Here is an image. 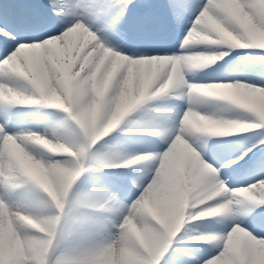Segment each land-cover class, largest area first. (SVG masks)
<instances>
[{"label":"clouds","instance_id":"9594fccd","mask_svg":"<svg viewBox=\"0 0 264 264\" xmlns=\"http://www.w3.org/2000/svg\"><path fill=\"white\" fill-rule=\"evenodd\" d=\"M241 3L243 4V11L240 16L234 17L225 14L223 22L228 29L240 37L241 43L237 48L264 49V10L254 11L249 7L247 0H241ZM49 4L52 6L51 2ZM261 8L264 9V5ZM52 11L53 15H56V10L53 9ZM58 19L62 23L64 22L59 17ZM78 23L83 22L75 20L69 23L64 32ZM249 24H257L259 26V38L256 42H249L247 39L245 29ZM189 31L193 30L190 29ZM205 31L206 28L201 22L193 33ZM49 39L51 37H45L44 41H33L32 44H44ZM19 47L20 45L18 44L16 49H13L3 61H0V64L8 60ZM99 54L97 53V56ZM123 55L127 56L128 54L123 53ZM173 55L153 54L149 56V60L152 57H157L167 62L158 65L163 68L161 80L164 88H167L173 82L174 77L186 75L193 69L211 64L213 60L220 59L227 53L223 51L196 52L189 53L186 56H176L175 59L172 58ZM213 86L235 89L240 95L255 94L264 99V87L249 83L235 81L218 83ZM28 90L31 91L30 89ZM0 95H3V93H0ZM17 99L20 103H27L26 100ZM82 110L88 111V108L85 107ZM79 112L80 110L72 109L71 115L68 112L64 113L81 130L82 138L69 139L66 134H49L47 129H45L44 131L22 130L17 133L5 134L3 139L0 140V155H6L14 160L19 171L29 183L42 188L43 192L47 194L46 198L41 199L36 205L10 207L12 216L9 220L11 233L8 243L10 245L14 244L17 254L21 256L31 257L44 244L51 243V241L45 239L46 236H57L58 213L62 208L65 210L69 191L79 175L78 170L83 165L97 164L92 158L83 155V146L97 134L100 137L107 135L123 121L121 113L118 109L114 110L111 101H106L99 120L90 118L87 125L81 120ZM250 114L254 116L252 113ZM203 119L198 112H193L190 108H187L173 129L169 146L164 151L166 153L169 149L182 148L188 161L189 174L193 179H198L200 182L199 191L204 196L211 193L215 197L209 200L208 203L201 205V207L191 210L193 221L199 220L201 217L211 218L218 215L228 217L230 227L223 241L226 245L239 242L247 244L253 251L262 250L264 249V239L255 238L243 223L232 220V216L244 203L255 202L257 205L264 204V177L254 179L247 186L230 188L226 179L221 178L220 168L204 159L202 153L207 151V145L213 137H224L234 133H244L248 129L261 128L264 126V115L257 119L256 122H249L247 117H243L226 122L212 121V126L202 123ZM201 146L203 151H201ZM145 155L126 159L125 163L133 164L141 160ZM55 157L63 158L57 159ZM159 166L158 162L157 168ZM221 167H223L222 163ZM151 183L152 181H150ZM134 205L136 206L135 211H133ZM229 206L231 210L227 211L226 209ZM180 212L181 207L179 205L174 209L167 204L161 205L158 213L160 221H163V224H161L144 211L143 202L139 196L129 206L128 213L115 226L116 230L111 233V238L105 242V246L116 252L130 250L143 257V260L138 261L137 264H149L150 256L157 244L166 239L168 234L175 229L176 220ZM164 225H167V231ZM185 227L186 225L179 232H176L172 239ZM187 236L192 241L214 246L221 242V239L217 238H222L224 234L207 230L189 233ZM3 245V228L0 227V252H3ZM63 253L56 256L55 259H49L48 264H62L60 257ZM104 259L106 260V258ZM0 264H17V262L5 255L0 257ZM20 264H34V262L25 260L21 261ZM94 264H103V262L98 259ZM112 264H126V262H122L120 256L117 255ZM205 264H210V262H205Z\"/></svg>","mask_w":264,"mask_h":264},{"label":"bare ground","instance_id":"6f19581e","mask_svg":"<svg viewBox=\"0 0 264 264\" xmlns=\"http://www.w3.org/2000/svg\"><path fill=\"white\" fill-rule=\"evenodd\" d=\"M135 4V2H132ZM33 11L35 9L32 8ZM241 8H235L233 11V14L231 16L238 17L240 16ZM36 12V11H35ZM113 16L118 15L116 13V9L113 10L112 13ZM40 17L45 21V25L43 28V31H45L47 28L51 31L56 30L59 28L58 25L53 26L51 28V20L57 19L56 16H53L52 14H41ZM170 20L175 21V16L173 14L170 15ZM126 19L123 18L119 21L118 24H116V29H121L125 26ZM98 27V25H97ZM127 28V27H126ZM130 34L134 37V39L138 38L142 34V26L137 27H128ZM95 28L91 29L88 27V25L84 23H78L73 28L68 29L66 32H61L58 35L51 36V39L47 40L44 44H32L31 48H25L20 46L16 52L12 54L11 57L8 58H14L15 64L13 67L9 66L7 63L8 60L4 61L3 64H0V69H7V71L0 70V93H3V95H0V114H8L7 120H1V125L8 126L13 123V127L9 130H11L9 134L17 133L22 130L27 131H39L38 129V123L44 122L45 127L40 128L41 131H44L47 129L49 134L55 133V134H65L66 129L63 126L59 125L60 122L57 119L56 114L60 115L61 111L63 110V104L65 103V106L67 104L69 105H75V109L80 110V118L84 122V124H88L89 119L94 116L95 110L92 106L95 101L90 100L91 93L89 91L86 84V80H92L94 77L93 72H95V69H92L89 67V65H93L95 62H99L102 64H98L99 66L105 67L107 70L103 71L107 74L105 77H99V83H101L102 87L105 88L108 87V96L111 95L112 97L110 100L113 103V107L119 106V112L121 113L124 109V107L127 106V104L130 106H133L134 104H138L140 101L139 99H142L144 95L153 94L152 96H149L147 100L148 103H146L143 106H140L137 108V110L132 114L130 117H128L124 123V127L135 126V125H142L143 127H149L151 126V123H155V120L159 115H161V105H163L164 101V93L160 90H162V86L159 85L160 81L155 80L158 77H162L163 75V68L159 67L158 65L161 63H167L166 61L161 60L157 57H152L151 60H149V56L146 57H133L130 55H123L128 54L116 45V43L112 40V47L111 49H107L102 42V39L100 37L99 32H95ZM230 33H227V35H223L221 41L224 43H231L234 42L236 44L241 43L240 38L235 40V37ZM223 34V33H222ZM247 34V39H252L253 42L258 41V36H254L251 34ZM158 41V40H157ZM27 46L28 44H22ZM120 50V51H118ZM97 53H100L99 56H97ZM102 59V60H101ZM135 61V62H134ZM78 62L83 63L80 65ZM89 64V65H88ZM215 64V60L211 62V64H207L208 68H210L211 65ZM75 66H85L89 68L88 74L85 75L84 78L78 79L79 72L76 71ZM124 69L125 71L129 72V69H131V78L133 81H138L139 89H131V86L127 84V82L122 86L120 84L119 87V81L122 78L123 74H119L118 71ZM126 76H129L127 74ZM244 76L248 77L247 81L249 82H255L258 84H263V75H259V70L254 69L252 74L250 76L247 75V73L244 72ZM15 77H19L20 79H16ZM11 79V80H10ZM10 82H6L9 81ZM105 80L106 82L103 83L102 81ZM21 81L26 82L21 83ZM78 81V83H76ZM161 87V88H160ZM30 89L31 91H29ZM213 91H216L217 88H213ZM221 88H218V91H220ZM234 91H229L225 95L230 96L233 99L239 100L242 103L247 101L248 105H252L258 112H260L261 116L264 115V107H262L255 97H251L255 94H245L240 95L237 93V90L233 89ZM35 93V95H33ZM127 93L129 96L124 97V94ZM98 95V94H96ZM100 95V94H99ZM258 96V95H255ZM259 97V96H258ZM20 100H26L27 103H20L18 101ZM228 101V100H227ZM228 104V112H225L223 114H236L235 119H240L242 116L251 115L250 113H247L248 110L240 109L237 110L236 108H232L229 101ZM85 107L88 108V111H84ZM83 111V113H82ZM247 111V112H245ZM67 112V111H66ZM174 112V111H173ZM223 110L221 111V113ZM69 113V112H68ZM82 113V115H81ZM165 119L167 122L173 123L172 118V110H165ZM263 113V114H262ZM10 114V116H9ZM26 115H29L26 117ZM71 115V113H69ZM94 119V118H91ZM23 123H22V122ZM72 126H74V130L78 129V126L75 125L73 121L69 118L67 120ZM17 125V124H21ZM17 125V126H16ZM20 127V128H18ZM1 128V126H0ZM255 132L254 129H248L244 133H235L238 138L242 139L240 143H237L239 147L238 151L245 147L249 141L253 140V133ZM118 133V131H117ZM74 138V137H73ZM107 143V144H105ZM105 143L101 144L97 143V151L102 156H108L110 158H115L118 153H122V156H125L126 154H129L130 148H133L136 144V142H121L118 140H108ZM109 146V148H108ZM104 147H107L108 150L104 152ZM237 146L235 144L232 146V149H235ZM264 147V145L261 147V149ZM96 151V152H97ZM260 149L255 150L252 154L256 155V158L252 160L250 158L249 160L252 162H246L242 163L240 166L245 167L247 169H250L254 171L256 163L264 159V156H262ZM90 158V155L88 156ZM177 156H171L170 153L166 152L164 157H162V163L163 167L159 170L161 173L160 178L155 179V185L156 186H163L167 187L166 189V198L168 199L169 206L173 208L172 202L176 201V199L181 197L179 193L176 192V186H177V178H178V172L179 170H170L171 164L170 161ZM63 158V157H62ZM61 159V158H60ZM1 162V172H0V183H5L9 185H19L22 189L25 191L27 190L28 193H32L35 196L34 203H31L30 205H36L39 203L41 199H44L43 191L33 184H30L27 179H25L24 176H20L17 178V171H19L18 166H16V162L10 158H8L6 155H1L0 158ZM232 171L236 169V167H231ZM221 170V169H220ZM158 172V175H160ZM221 172H224L221 170ZM21 173V172H20ZM225 175H227L226 171L224 172ZM21 175V174H20ZM225 177V176H224ZM193 178V177H192ZM233 179H237L236 177H232ZM231 180V178H229ZM193 183H196L193 179ZM102 183L99 182V185ZM3 184H0V187ZM102 186H104L102 184ZM151 192V189H149ZM148 188L144 193L140 196L141 200L142 197H146V195L149 194ZM196 191H194V194ZM79 199V198H78ZM78 199H76L78 201ZM89 195L85 194L84 198H82V201L86 203H98L99 202H91L89 200ZM12 200V199H11ZM144 200V198H143ZM16 201V200H15ZM5 202L9 204L11 207L14 206L13 203H9L8 199L5 198ZM249 204H256L255 202H248ZM5 204L3 201H0V227L3 228V235H4V245H3V252H0V257H3L5 255L9 256L12 259H16V249L14 244H9V236L11 233V226L9 223L10 217L12 216V213L10 212V207ZM76 204V202L74 203ZM71 204V205H74ZM257 207L259 205L256 204ZM73 208V207H72ZM71 208V209H72ZM230 208V206H229ZM73 214L71 215V221L72 219L77 221V223L81 224L83 223V218L81 216H78L77 213L79 211H76L75 209H72ZM83 213V212H82ZM190 215V214H189ZM191 215L186 220V227L180 232L181 234H184L188 229H190L189 223H190ZM208 219L201 220L199 222H193L196 229H192L190 233L195 232L196 230H203V228H208L206 226H202L201 223L207 224ZM250 221H246L245 223H249ZM84 223H90L89 220L84 221ZM184 225V226H185ZM258 225V224H257ZM80 227V226H79ZM176 228V226H175ZM7 230L9 234H7ZM178 230V229H177ZM167 231V230H166ZM175 231V229L173 230ZM172 231V232H173ZM170 232L169 234H171ZM173 236L171 234L170 236H167V240L170 241V238ZM51 236L46 237L45 239L49 241ZM180 238V237H179ZM176 239L173 243V247L176 246L177 243L180 242V240ZM218 237L217 239H219ZM162 242V241H161ZM160 242V243H161ZM184 245L188 247L189 251L182 252V256H195V253L192 252L194 250L196 251H205L208 249L202 248V245H205L203 242H197L192 241L189 238L183 241ZM49 243L44 244L42 247L48 246ZM234 245V246H233ZM242 244L239 242H235L231 245L233 253H237L239 251V246ZM41 247V248H42ZM42 248V250L45 249ZM172 247V248H173ZM160 248L158 247L157 253L160 252ZM85 252V251H84ZM89 252V251H88ZM116 251L113 249H108L105 254L101 255L104 261H108L111 259ZM127 251L119 252L118 255L121 257L123 254H125ZM253 259L254 264H264V249L262 250H254L253 252ZM84 254V253H83ZM89 254V253H88ZM87 254V255H88ZM213 254V253H211ZM113 255V256H112ZM89 256V255H88ZM92 256H94L92 254ZM91 256V257H92ZM18 257V256H17ZM90 257V258H91ZM196 257V256H195ZM88 258V260L90 259ZM86 260V259H85ZM138 260H143V257H140L138 255ZM17 261V260H16ZM216 263L218 264H230V261H224L221 259H216Z\"/></svg>","mask_w":264,"mask_h":264},{"label":"snow or ice","instance_id":"6c2138e0","mask_svg":"<svg viewBox=\"0 0 264 264\" xmlns=\"http://www.w3.org/2000/svg\"><path fill=\"white\" fill-rule=\"evenodd\" d=\"M14 7L11 8L7 13H5L2 6H0V61H3L4 58L11 52L13 49H16L17 45L22 44H32L33 41H44L45 37H51L53 35H58L63 32L65 28L68 27L69 23H72L75 20H80L84 24L88 25L89 28H95V32L100 33V37L106 43L112 45V40L109 36V33H114L116 24L123 18V15L127 11V7L131 5L132 0H75L73 3L72 0H55V3H52V10H56V16L59 17L62 21L63 26L53 31H43L45 21L29 6V0H12ZM171 5L172 14L177 20L183 18L186 12L194 8L193 13L194 20L191 24L190 29L193 31H187L186 36L182 40L181 47H185V42L188 38L191 37L192 33L199 27L200 23L203 22V18L206 17L209 13L217 17L218 20L223 21V17L227 12L223 9H218L213 7L212 0H169ZM119 7L120 12L118 15L113 16V10ZM254 11H260L256 8L255 5H249ZM148 20L146 23H150ZM98 24H103V27H97ZM215 27V25H212ZM115 47V46H112ZM120 51V50H118ZM121 52V51H120ZM151 56L147 54H133L131 56ZM135 62V61H134ZM2 71H7V69H0ZM20 79L19 77H15ZM131 78V69H129V79ZM10 82V81H6ZM21 83H25L21 81ZM6 114H0V120H7ZM64 127L66 129V136L69 139H72L76 133L72 128L71 124L65 121ZM264 129V126L261 127ZM6 134L4 128H0V140L3 139ZM264 145V132H261L256 140H253L250 144L246 145L238 152H235L230 156L226 162H223L222 168L229 167H240L242 163L247 162L251 158V154L255 150H259V145ZM201 151L203 147L201 146ZM204 155L207 156V152H204ZM158 161V159H157ZM159 162V161H158ZM221 167V164L218 165ZM255 169L257 174L254 176V179H259L264 177V159L259 160ZM156 175V169L154 176ZM220 176H223V172L220 173ZM150 181H153V177L150 178ZM253 182V181H252ZM138 183L140 192L139 196L145 191V189L150 185V182H147V178ZM251 183V182H250ZM5 186V195L11 192L12 189H15L19 186L9 185L5 183H0ZM136 200V199H135ZM0 201H3L5 204V198L0 197ZM31 201L28 196L27 190L25 195L18 201H14V206H23ZM127 202H120L119 207L114 209L115 213L120 217V220L123 216L128 213L129 206L132 205ZM11 207L9 204H7ZM260 216L259 224L247 223L246 228L251 231L255 238L264 239V204H260L259 207L256 204L244 203L237 212L232 216V220L235 222H240L245 224L246 221H251L253 218ZM120 222L113 221L112 227L115 228ZM107 233H112L111 228H108ZM227 236V231L224 233V236L221 238V242L214 245H202L204 249H212L215 254L205 253L204 255L194 257L189 261H179L173 259L179 251V246H174L169 248V245L166 249L160 251L155 259V264H205V262H211L216 259H221L224 261H230V264H254L253 259V250L247 245L242 244L239 255L233 254L231 245H226L223 241Z\"/></svg>","mask_w":264,"mask_h":264},{"label":"rangeland","instance_id":"374dc122","mask_svg":"<svg viewBox=\"0 0 264 264\" xmlns=\"http://www.w3.org/2000/svg\"><path fill=\"white\" fill-rule=\"evenodd\" d=\"M59 28H61V26L59 27ZM102 42H103V45L107 48V49H111L112 48V45H110V44H108V43H106L104 40H102ZM263 74H264V71H263ZM1 114H4V113H1ZM7 116H8V114H6ZM9 116H10V114H9ZM29 116V115H28ZM27 115H26V117H28ZM3 121V120H2ZM0 122H1V120H0ZM22 122V121H21ZM23 123V122H22ZM22 123L21 124H17V125H20V127H21V125H22ZM2 123H0V126H1V128H4L5 130H6V134H9V133H11L10 131L11 130H9V129H11L10 127H9V125L8 126H5L4 124L3 125H1ZM16 125V126H17ZM45 125V123L42 121V122H40V123H38V130L39 131H41L40 130V128H43V127H45L44 126ZM20 127H18V128H20ZM77 130H80L79 128L77 129ZM51 134H55V133H51ZM66 134V133H65ZM62 135V134H61ZM81 135H82V132H81ZM82 137V136H81ZM74 138H77V137H74ZM108 148H109V146H108ZM108 148L107 147H104V152H106L107 150H108ZM83 154H85V156H89V153H85V152H83ZM0 158H1V155H0ZM59 158H62V157H59ZM160 172V171H159ZM19 174H21V176L23 175L22 173H20L19 172ZM89 174V172H85V174L83 175V176H86V175H88ZM92 176H90V177H86L87 179H86V181L85 182H83V185H82V192H83V197H84V195L85 194H87V195H89V198L90 199H92V202H102V200L104 199L103 197H107V196H110L109 195V193H106L105 192V190H106V188H105V186H102V184L101 185H99V182L97 181V179L96 178H91ZM161 177V175H157V177L156 178H160ZM156 178H154V181H155V179ZM153 181V183L151 184V185H149L147 188H148V190L149 189H151V192H150V190H149V194H148V196H151V195H153V196H156L157 197V199H158V201L159 200H163V198L164 199H166V196L165 195H163V193H161V192H158V191H155V182ZM93 184H95V185H93ZM38 187V186H37ZM39 188V187H38ZM146 188V189H147ZM20 189H21V187L19 186V187H17V188H15V195H16V197H18V198H22L24 195L23 194H18L17 195V192L19 193V191H20ZM40 189L41 190H43L42 188H39V191H40ZM146 189H145V191H146ZM12 190H14V189H12ZM11 190V191H12ZM22 190V189H21ZM3 191H5V186L4 185H2L1 187H0V195H2L3 193ZM23 191V190H22ZM41 192V191H40ZM167 192V191H166ZM43 194H44V192H43ZM102 194L104 195L103 197H102ZM45 195V194H44ZM29 196H30V199H31V201L29 202V203H27L26 205H30L31 203H34V201H35V196H34V194H30L29 193ZM2 197H4V196H2ZM4 198H6V199H8V201H10L9 203H13L15 200H16V198L15 199H13V200H11L10 199V197L9 196H6V197H4ZM76 199H78V195L75 193V191L73 190V189H71V192L69 193V195H68V199H67V201L69 202V203H72V204H74L75 202H77V200ZM168 200V199H167ZM14 204V203H13ZM73 207V206H72ZM73 212V211H72ZM72 215H73V213H72ZM81 218H83V220L84 221H86L87 220V216H84V215H81ZM70 220H71V216H70ZM73 220V219H72ZM84 221H83V223H81V224H86V223H84ZM92 222H95V221H90V223H87V224H91ZM81 224H79V223H77L76 225H75V228H80V229H82L81 228ZM80 226V227H79ZM108 229V227H103V231L104 232H107L106 230ZM204 229V228H203ZM113 230H115V228H113ZM72 232H74L75 233V231L72 229L71 230ZM114 232V231H113ZM179 232V231H178ZM7 234H9V232H8V230H7ZM108 234H111V233H107L106 235H108ZM185 234V233H184ZM184 234H182V235H184ZM63 238H64V236H59V238H58V240H57V242H59V241H63ZM180 240V239H179ZM64 242V241H63ZM102 244L103 243H105V241H103V242H101ZM49 246V245H48ZM48 246H44L45 247V249L43 250V252H45L46 251V249H47V247ZM52 246H55V247H53V252L54 253H58L59 252V250L56 248V245H55V243H52V241H51V243H50V249L52 248ZM70 244H68V246L67 247H69L70 248ZM43 248V247H42ZM42 248H40V250L39 251H37V252H35L31 257H27V256H18V257H16V259H15V261L17 262V264H20V262L21 261H25V260H32L33 262H34V264H40V262H43V258L40 260V258L41 257H43V254H42ZM85 250H81V252L82 253H85L84 252ZM88 252V251H87ZM89 253V254H88ZM88 253H86L85 255H83V256H81V257H74L72 260V262L74 263V264H94V262L96 261V260H101L102 262H103V264H112V262L115 260V257L118 255V253L119 252H115V254H114V256L111 258V259H109L108 261H104V259L102 258V256H100V258H98L97 256H96V254H98V253H95V251H92V250H90V252H88ZM89 256H88V255ZM92 254L94 255V256H92ZM19 255V254H18ZM44 256H45V254H44ZM92 256V257H91ZM91 257V258H90ZM183 258H185V260L186 261H189V260H192L195 256H187V257H185V256H182ZM88 258H90L89 260H88ZM121 261L122 262H126V264H137V262L139 261L138 260V254H136V253H134V252H132V251H127L125 254H123L121 257ZM86 259V260H85ZM175 260V259H174ZM40 261V262H39ZM211 264H218V262L216 263V261L214 260V261H212L211 262Z\"/></svg>","mask_w":264,"mask_h":264}]
</instances>
